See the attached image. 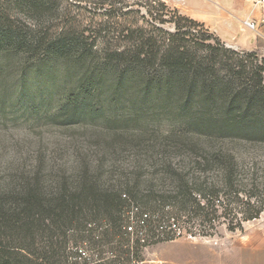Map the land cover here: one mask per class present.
I'll list each match as a JSON object with an SVG mask.
<instances>
[{"label": "trees", "instance_id": "trees-1", "mask_svg": "<svg viewBox=\"0 0 264 264\" xmlns=\"http://www.w3.org/2000/svg\"><path fill=\"white\" fill-rule=\"evenodd\" d=\"M52 3L0 0L2 93L13 84L11 109L124 141L73 147L63 163L40 157L0 181V264H139L145 247L182 230L211 235L259 218L264 175L225 141L264 143V56L232 49L165 0H136L143 21L120 29L127 43L116 46L68 25ZM111 3L104 14L121 20L142 12ZM162 116L178 123L165 136L178 143L140 142L148 117Z\"/></svg>", "mask_w": 264, "mask_h": 264}, {"label": "rangeland", "instance_id": "rangeland-1", "mask_svg": "<svg viewBox=\"0 0 264 264\" xmlns=\"http://www.w3.org/2000/svg\"><path fill=\"white\" fill-rule=\"evenodd\" d=\"M102 1L56 0L55 2L52 0L54 2L52 6L53 8L57 6L62 9L63 21H66L68 25L77 27L80 31L87 28L86 35L96 37L100 46H104L105 43H110L112 46L126 45L127 40H123V35L128 33H120V29L130 25L135 20L143 21L142 13L145 12V9L137 5L136 0H122L128 4L126 9L137 10L141 8L142 12H131L126 16V20H121L114 16L111 17L109 13V15L104 14L106 8L112 9L111 12H115L119 3L112 5L110 2L114 0H109L108 5L101 8ZM165 1L172 9H177L183 15L190 17H195L193 15L212 16L219 13H228L229 11L238 12L240 6L247 7L254 14L258 12L253 7V0H243L244 2L237 0ZM61 20L62 17L59 16L58 18L54 17L50 22L56 25L62 23ZM117 20L122 24L116 23ZM234 20L238 27L239 20L237 18H234ZM165 28L173 30L174 26L169 23L165 25ZM247 30L254 32V30ZM259 55L264 56L263 53H259ZM3 88H0V181L6 180L18 168L24 166H27L28 169L31 168L32 165L38 162L40 157L45 158L47 164L63 163L72 159L70 154L74 149L73 147L84 146L86 150L90 149L92 153L99 145L112 146L111 138H98L101 131L107 132L102 127L80 124L65 126L56 123L45 116L44 113L41 115L38 113L31 114L30 110L21 111L18 106L17 109H11L10 102L14 101L13 95H15L13 84L10 93L6 95L2 93ZM36 99L37 102L41 100L39 96ZM1 105L6 106V110ZM148 119L151 120L150 124L141 127L144 128L146 133H144L143 138H138L140 142H145L144 144L164 141L178 143V134H173L172 138L170 136L169 140H165V136L169 131L174 132V129H178V123L167 122L163 116L158 118L148 117ZM131 127L137 130L140 129L137 124H132ZM119 140L121 142L117 144L114 142L115 145L112 148H119L116 145L121 146L124 139L119 138ZM101 142L103 145L100 144ZM225 143L230 147L242 150L247 169L255 166L254 168L258 170V174L264 175L263 142L228 139ZM130 146L131 143L126 145V147ZM174 160L178 161V157ZM198 229L197 227L193 228L196 232L199 231ZM179 232L177 230V234ZM107 248L109 249V247H105V249ZM96 249L99 251H95V256L100 252V248ZM105 255L109 256L108 253ZM142 256L143 261L139 264H264V211L259 218L245 221L242 229L230 230L227 224L223 223L211 235H193L182 230L181 236L176 239L145 247Z\"/></svg>", "mask_w": 264, "mask_h": 264}, {"label": "crops", "instance_id": "crops-1", "mask_svg": "<svg viewBox=\"0 0 264 264\" xmlns=\"http://www.w3.org/2000/svg\"><path fill=\"white\" fill-rule=\"evenodd\" d=\"M237 1L244 2L243 0ZM238 9V12L229 11L228 13H219L212 16L193 15L195 17L192 18L205 23L228 46L238 50L257 51L264 54V24L260 25L258 30L254 32L247 30L248 28L244 25L243 21L257 14H254L247 7L240 6ZM234 18L239 20L238 27Z\"/></svg>", "mask_w": 264, "mask_h": 264}, {"label": "built area", "instance_id": "built-area-1", "mask_svg": "<svg viewBox=\"0 0 264 264\" xmlns=\"http://www.w3.org/2000/svg\"><path fill=\"white\" fill-rule=\"evenodd\" d=\"M253 7L258 10L257 15L245 19L243 23L248 29L255 31L264 24V0H253Z\"/></svg>", "mask_w": 264, "mask_h": 264}]
</instances>
